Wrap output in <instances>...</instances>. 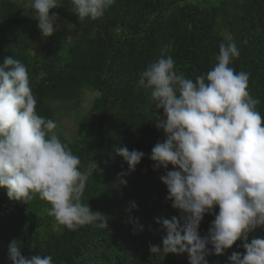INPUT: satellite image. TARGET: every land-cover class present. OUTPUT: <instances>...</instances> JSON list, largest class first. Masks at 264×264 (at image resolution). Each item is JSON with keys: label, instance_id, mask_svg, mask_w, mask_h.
I'll return each mask as SVG.
<instances>
[{"label": "trees", "instance_id": "trees-1", "mask_svg": "<svg viewBox=\"0 0 264 264\" xmlns=\"http://www.w3.org/2000/svg\"><path fill=\"white\" fill-rule=\"evenodd\" d=\"M24 11L16 0H0V63L12 56L26 65L38 115L56 124L67 104L75 107L88 90L97 93L91 111L99 115L81 119L82 136L68 140L56 134L80 158L82 172L95 166L81 201L108 222L106 228L89 224L56 233L48 202L38 194L26 203L12 200L0 188V264H11L13 240L21 243L23 256L51 255L54 264H189L186 252L149 250L162 248L167 234L156 219L182 213L166 199L160 180L172 166L154 168L150 159L152 148L166 138L156 127L163 109L151 90L139 86L140 73L171 45L177 71L195 81L217 63L220 44L235 41L240 56L230 66L248 74L247 90L259 99L256 110L264 117V0H115L102 18L83 21L72 0H61L51 11L72 26L71 37L53 36L36 55L31 48L37 28ZM120 147L145 154L134 171L117 155ZM217 213L218 207L204 215L201 237ZM253 238H264V227L250 232L247 242ZM243 242L238 239L222 255L210 252L208 264H230L234 252L244 254Z\"/></svg>", "mask_w": 264, "mask_h": 264}, {"label": "clouds", "instance_id": "clouds-1", "mask_svg": "<svg viewBox=\"0 0 264 264\" xmlns=\"http://www.w3.org/2000/svg\"><path fill=\"white\" fill-rule=\"evenodd\" d=\"M115 0H72L79 20H97ZM43 37L58 31L61 0H29ZM165 46L160 58L140 73L139 86L149 89L163 118L156 127L165 139L151 150L154 168L173 170L160 177L172 207L182 215L157 218L166 229L162 248L152 254L187 253L189 264H208L210 254L222 255L238 239L245 252H234L230 264H264V238L248 241V234L264 227V117L259 99L248 92V74L230 65L240 56L235 41L221 43L217 63L192 79L178 72ZM36 98L24 63L12 56L0 63V188L26 203L38 194L51 207L47 215L69 230L94 225L106 228L108 217L81 201L87 175L80 158L62 143L57 124L38 115ZM134 171L144 157L138 150L116 149ZM126 183V181H121ZM135 208V204L132 205ZM218 213L204 237L198 232L206 213ZM143 230V226H140ZM211 245V249L207 246ZM11 264H54L53 257L21 254V243L8 246Z\"/></svg>", "mask_w": 264, "mask_h": 264}, {"label": "rangeland", "instance_id": "rangeland-1", "mask_svg": "<svg viewBox=\"0 0 264 264\" xmlns=\"http://www.w3.org/2000/svg\"><path fill=\"white\" fill-rule=\"evenodd\" d=\"M17 2L23 4L24 8L27 9V11H24L25 13L28 12L29 21L32 23L34 21V25L36 26L37 30L35 33L34 41H33V47L31 48L32 54L36 55L40 52L43 44L49 43L52 41L53 36L57 35V38H59L61 41H68V39L71 37V30L72 26L67 23L64 19H61L59 17L57 23L60 25V28L58 31H55L51 36L49 37H43L37 27L38 21L35 19V12L30 7L29 0H16ZM196 3H203V0H194ZM49 14H52V11L50 10ZM97 97V93L91 90H88L84 93V95L81 98V102L76 105L75 107L71 108V104H67L68 108L67 110L61 109L60 112L62 113V117L57 122V128L55 129V132L58 134L64 135L68 140H72L73 137H80L82 136V127H84L81 124V119L84 117H87L89 120H92L94 116H98V112H92V102ZM77 108V109H76ZM95 169L94 165L88 166L83 171L88 179H90L91 171ZM64 226L58 225L55 221V218L53 217V230L54 232H61L63 230Z\"/></svg>", "mask_w": 264, "mask_h": 264}]
</instances>
